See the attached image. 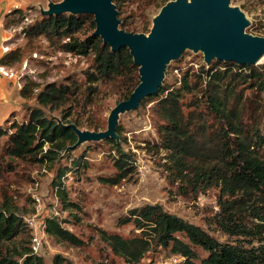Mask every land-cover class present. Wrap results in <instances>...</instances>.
<instances>
[{"label":"trees","instance_id":"16d2710c","mask_svg":"<svg viewBox=\"0 0 264 264\" xmlns=\"http://www.w3.org/2000/svg\"><path fill=\"white\" fill-rule=\"evenodd\" d=\"M129 1L114 0L120 27L128 32L149 33L155 11L172 0H131L136 10L131 4L127 6ZM242 6L245 9V4ZM6 15L20 16L5 23L6 26L22 23L25 17L24 10L19 8ZM37 16L23 28L25 46L9 49L0 58V64L14 66L39 38H46L59 51L89 56L91 71L85 82L68 77L65 81L46 83L42 88L39 82L26 77L19 89L20 96L25 102L34 101L37 105L24 104L27 119L20 120L14 112L0 125V168L8 171L14 170L13 161L18 158L55 162L79 140L72 125L96 132L106 130L108 120L104 114L109 105L100 99L103 88L115 97L117 105L129 99L141 82L140 67L129 48L113 50L95 35L94 15L40 11ZM247 31L264 36V30L255 23ZM179 83L172 86L164 80L157 93L141 101L139 107L148 100L153 102L160 120L156 126L157 141L152 142L151 149L164 152L166 177L176 187V194L197 198L219 188L220 210L213 223L230 236L257 238L258 245L221 242L201 226L170 213L162 204L134 207L118 219L119 225H134L132 236L99 229V238L108 247L107 252L128 264H139L159 247L180 256L179 264H264V240H261L264 238V132L255 114H252L253 122L246 118L245 107L247 90L264 92V62L248 65L218 59L204 61L192 73L189 69L184 71ZM47 109L59 111L61 117H52ZM117 134L119 140H106L116 154L113 156L116 173L100 178L111 185L130 178L136 171L133 154L123 148L124 137L119 126ZM75 163L77 169L89 166L83 160ZM64 173L60 170L56 181L58 195L65 209L79 211L80 205L70 199L60 179ZM45 231L76 247L92 242L63 227L57 216L46 217ZM26 233L32 237V227L25 215L18 213L9 199L0 202V264H45L32 245L15 244ZM178 233L185 234L189 243L178 237ZM194 246L208 252L200 262ZM62 260L57 255L55 264H61Z\"/></svg>","mask_w":264,"mask_h":264},{"label":"rangeland","instance_id":"374dc122","mask_svg":"<svg viewBox=\"0 0 264 264\" xmlns=\"http://www.w3.org/2000/svg\"><path fill=\"white\" fill-rule=\"evenodd\" d=\"M6 1H8V12L3 15L2 31L5 32L4 37L9 36V38L0 41L1 49L5 53L11 48L24 47L27 39L23 28L38 17L40 11L49 10L53 3L63 0ZM130 1L127 6L131 4ZM231 4L244 11L250 21L249 26L255 23L264 30V0H231ZM242 4H245V9ZM130 7L136 10L135 5L131 4ZM16 8L24 10L23 22L6 26L5 23L20 17L6 15ZM160 10L155 11L154 17ZM6 46L9 47L8 50H5ZM204 61L205 56L201 50L195 52L187 49L182 53L181 58L168 63L164 80L172 86H179V79L183 72L189 69L192 73L193 69H198ZM91 62L92 59L89 56L59 51L46 38H39L32 49H27L23 60L11 68L21 75L22 86L27 77L39 82L42 88L46 83L65 81L68 77L87 81V73L91 71ZM263 62L264 59L260 61V63ZM107 90L106 87L103 88L100 96V99L106 100L109 105V110L104 114L106 122L111 109L116 105L115 97L111 96ZM246 96L248 99L245 104L246 118L253 122L255 117L252 114H255L264 132V92L247 90ZM25 103L37 105L34 101L25 102L22 98V107L16 112L20 120L28 118L25 116L27 114ZM152 104L153 102L148 100L136 110L123 112L119 116L118 126L121 127L124 137L123 148L126 152L133 154L136 171L130 178L117 185L107 184L100 180L101 177L112 176L116 173L113 162V156L116 154L106 140L84 141L62 152L53 163L18 158L13 161V171L0 168V202L6 198L9 199L18 213L25 215L26 221H29L32 227V237L26 233L15 244L31 246L33 238L38 236L41 244L37 254L43 257L45 264H55L57 255L63 259L61 264H98L99 262L128 264L111 251L107 252L108 247L99 238V229L120 233L125 237L132 236L135 232L134 225L132 223L119 225L118 219L134 207L162 204L170 213L201 226L221 242L238 241L248 245L252 243L258 245L257 238L230 236L213 223L214 216L220 210L219 188H212L197 198L176 194V187L171 185L166 177L163 166L164 152L158 153L151 149L152 142L157 141L156 126L160 122ZM47 112L57 119L61 117L59 111L47 109ZM76 160L87 161L89 166L77 169ZM60 170L65 172L60 179L70 199L80 205L81 210L79 211L67 210L61 202L56 188ZM171 193L174 195L171 196ZM49 216H57L63 227L85 241L92 240L91 244L76 247L49 235L43 229L44 221ZM177 236L189 243L185 234L178 233ZM194 248L198 253V262L208 255L202 247L194 246ZM16 259H18L17 256ZM181 260L180 256L159 247L157 251L150 252L139 264H179Z\"/></svg>","mask_w":264,"mask_h":264},{"label":"water","instance_id":"95a60500","mask_svg":"<svg viewBox=\"0 0 264 264\" xmlns=\"http://www.w3.org/2000/svg\"><path fill=\"white\" fill-rule=\"evenodd\" d=\"M41 12L94 15L95 35L113 50L129 48L140 67V84L129 99L110 111L106 130H82L72 125L79 137L75 146L84 141L119 140V116L136 110L145 97L157 93L168 63L179 59L187 49L201 50L207 63L218 59L252 65L264 58V36L247 31L250 21L231 0H172L154 17L148 34L122 29L114 0H63Z\"/></svg>","mask_w":264,"mask_h":264},{"label":"crops","instance_id":"0c3cea01","mask_svg":"<svg viewBox=\"0 0 264 264\" xmlns=\"http://www.w3.org/2000/svg\"><path fill=\"white\" fill-rule=\"evenodd\" d=\"M13 2V1H12ZM6 5H5V4ZM8 12V1L5 0L0 5V41L7 40L9 36H5L2 31L3 15ZM3 47V45H2ZM5 54V51L0 46V58ZM19 86H17L16 79L10 77H2L0 79V125L3 124L14 112L20 110L22 107V97L19 93Z\"/></svg>","mask_w":264,"mask_h":264},{"label":"built area","instance_id":"2783aa9c","mask_svg":"<svg viewBox=\"0 0 264 264\" xmlns=\"http://www.w3.org/2000/svg\"><path fill=\"white\" fill-rule=\"evenodd\" d=\"M4 1L5 0H0V5ZM8 49H9V47L6 46L5 50H8ZM2 77H10V78L16 79V81L18 82V86H20V87L22 86L21 75H19L18 72L12 70L11 67L3 65V64H0V79ZM39 212H40V210H39ZM27 222H29V221H27ZM43 229L45 231V221H44V224H43ZM37 237L35 236L33 238L32 249H33L34 253H37V251L40 249V244H41Z\"/></svg>","mask_w":264,"mask_h":264},{"label":"bare ground","instance_id":"6f19581e","mask_svg":"<svg viewBox=\"0 0 264 264\" xmlns=\"http://www.w3.org/2000/svg\"><path fill=\"white\" fill-rule=\"evenodd\" d=\"M263 59H264V58H262V60H263ZM262 60H261V61H262Z\"/></svg>","mask_w":264,"mask_h":264}]
</instances>
